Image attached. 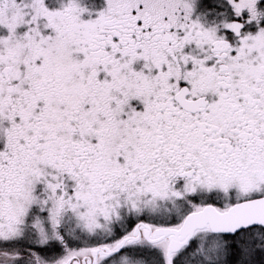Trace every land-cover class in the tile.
I'll list each match as a JSON object with an SVG mask.
<instances>
[{
  "label": "snow or ice",
  "instance_id": "6c2138e0",
  "mask_svg": "<svg viewBox=\"0 0 264 264\" xmlns=\"http://www.w3.org/2000/svg\"><path fill=\"white\" fill-rule=\"evenodd\" d=\"M0 264H264V0H0Z\"/></svg>",
  "mask_w": 264,
  "mask_h": 264
}]
</instances>
